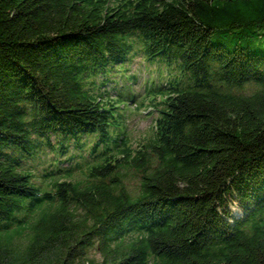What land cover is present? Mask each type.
Masks as SVG:
<instances>
[{
    "label": "trees",
    "instance_id": "obj_1",
    "mask_svg": "<svg viewBox=\"0 0 264 264\" xmlns=\"http://www.w3.org/2000/svg\"><path fill=\"white\" fill-rule=\"evenodd\" d=\"M137 50L172 75L133 146L99 88ZM0 264H264V0H0Z\"/></svg>",
    "mask_w": 264,
    "mask_h": 264
},
{
    "label": "rangeland",
    "instance_id": "obj_2",
    "mask_svg": "<svg viewBox=\"0 0 264 264\" xmlns=\"http://www.w3.org/2000/svg\"><path fill=\"white\" fill-rule=\"evenodd\" d=\"M134 48L135 50L140 48L139 41H134ZM103 75L102 81H105L108 87H103L104 84L101 83L99 91L103 95L114 94L115 97L119 99L117 102L120 105L119 110L123 112L122 119L127 126L126 134L130 136L131 145L139 146V143L143 142L149 136H152L153 125L157 116V111L152 109L153 105L149 103V99H152H142L147 88V79L155 81L169 79L172 75V68L164 60L147 59L143 56L142 51L137 50L134 56L132 54L130 55L127 62L118 64L115 68H109ZM101 78L102 75H98L97 81ZM257 88L258 85L254 81H250L245 83L242 87L236 88V90L244 93H251ZM143 101L145 102L142 103ZM41 140L44 142L46 141V139ZM51 140L54 142L56 137L52 136ZM43 146L46 147V144ZM63 149L67 151L62 153L64 156L62 158H65L66 155H70L73 152H78L72 144H69L68 148L63 147ZM40 152L41 151L34 156H24L22 160L24 167L35 173L32 176L33 180L38 183L41 181L44 187L51 188L54 187L52 182L55 179H70L69 176H63L64 174L62 173H56L54 177L48 179L42 178L41 175L45 171H48L51 167H55L57 159L61 167L67 166L69 161L61 160V157L54 155V151L49 147H47L44 152ZM88 157L91 158V156ZM81 168H74L71 179H86L88 168H85V166L83 169ZM124 183L129 189L138 191L140 175L127 172L124 177ZM231 208L238 216L243 214L235 201H232ZM97 255L99 254L97 253Z\"/></svg>",
    "mask_w": 264,
    "mask_h": 264
}]
</instances>
